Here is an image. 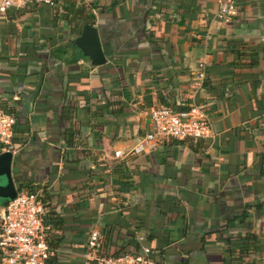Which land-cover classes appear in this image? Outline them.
Masks as SVG:
<instances>
[{
    "label": "crops",
    "instance_id": "crops-1",
    "mask_svg": "<svg viewBox=\"0 0 264 264\" xmlns=\"http://www.w3.org/2000/svg\"><path fill=\"white\" fill-rule=\"evenodd\" d=\"M216 9V0H25L0 12L12 176L18 191L42 196L47 264H83L93 229L101 254L146 245L158 264H264V0L240 3L230 23ZM86 23L105 64L73 44ZM160 105L200 106L207 135L115 157Z\"/></svg>",
    "mask_w": 264,
    "mask_h": 264
},
{
    "label": "built area",
    "instance_id": "built-area-1",
    "mask_svg": "<svg viewBox=\"0 0 264 264\" xmlns=\"http://www.w3.org/2000/svg\"><path fill=\"white\" fill-rule=\"evenodd\" d=\"M25 0H2L0 12ZM51 6L62 5L67 0H27ZM89 3L90 0H75ZM249 0H216L215 17L222 23H230L238 14L240 3ZM94 12V11H93ZM201 66L203 64H200ZM199 77L203 75L199 72ZM15 118L0 107V151H17L13 126ZM149 131L126 153L114 151L115 157L124 154H140L147 146L160 139H200L207 135L208 120L198 105L184 109L160 105L151 108ZM44 206L37 191L21 190L10 199L0 211V264H47L52 249L47 242L48 225L43 222ZM138 235L137 240L143 241ZM99 230L90 231L83 252V264H158L152 258L153 250L142 245L140 251H130L117 255L98 252Z\"/></svg>",
    "mask_w": 264,
    "mask_h": 264
},
{
    "label": "water",
    "instance_id": "water-1",
    "mask_svg": "<svg viewBox=\"0 0 264 264\" xmlns=\"http://www.w3.org/2000/svg\"><path fill=\"white\" fill-rule=\"evenodd\" d=\"M73 44L90 59L93 65L99 66L106 63L99 30L95 25L84 24L81 34L74 40ZM13 157L11 151L0 153V200L13 199L18 193V185L12 176Z\"/></svg>",
    "mask_w": 264,
    "mask_h": 264
},
{
    "label": "trees",
    "instance_id": "trees-1",
    "mask_svg": "<svg viewBox=\"0 0 264 264\" xmlns=\"http://www.w3.org/2000/svg\"><path fill=\"white\" fill-rule=\"evenodd\" d=\"M28 190H29V191H33V189H28ZM19 191H21V188H20ZM41 200H42V196H41ZM8 201H9V199H4V200H2V201H1V205L4 206Z\"/></svg>",
    "mask_w": 264,
    "mask_h": 264
},
{
    "label": "rangeland",
    "instance_id": "rangeland-1",
    "mask_svg": "<svg viewBox=\"0 0 264 264\" xmlns=\"http://www.w3.org/2000/svg\"><path fill=\"white\" fill-rule=\"evenodd\" d=\"M1 201H2V200H0V211L2 210V205H1Z\"/></svg>",
    "mask_w": 264,
    "mask_h": 264
}]
</instances>
